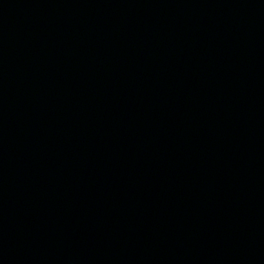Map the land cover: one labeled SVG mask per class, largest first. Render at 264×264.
I'll list each match as a JSON object with an SVG mask.
<instances>
[{"label": "water", "instance_id": "water-1", "mask_svg": "<svg viewBox=\"0 0 264 264\" xmlns=\"http://www.w3.org/2000/svg\"><path fill=\"white\" fill-rule=\"evenodd\" d=\"M0 264H264V0H0Z\"/></svg>", "mask_w": 264, "mask_h": 264}]
</instances>
